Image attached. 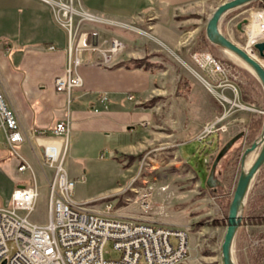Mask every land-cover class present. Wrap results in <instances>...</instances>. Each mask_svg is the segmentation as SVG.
<instances>
[{
	"label": "rangeland",
	"instance_id": "1",
	"mask_svg": "<svg viewBox=\"0 0 264 264\" xmlns=\"http://www.w3.org/2000/svg\"><path fill=\"white\" fill-rule=\"evenodd\" d=\"M226 1L199 0L179 9L151 5L148 12L128 21L84 12L74 1L71 5L72 24L79 30L77 38L90 34L91 38L96 35L99 45L112 37L124 43L110 67L136 68L153 77L151 92L138 99L143 107L156 113L157 122L142 125L148 132L141 139L144 144L140 149L101 155L100 162L86 168L84 177L77 176L73 198L89 202L93 209L111 204L112 214L117 217L141 218L185 231L187 254L180 264H222L221 247L229 204L242 171L241 157L254 141H261L262 128L251 139L247 136L253 121L260 120L263 126V87L241 60L206 38L208 20ZM262 9L264 4L252 2L227 12L220 20V32L240 48L245 47L249 23ZM244 19L247 24L238 30ZM253 51L254 58L264 61L254 48ZM194 53H210L227 65L233 89L209 88L201 79H205L202 71L192 61ZM220 117L223 119L215 131L198 141L205 135V126ZM182 130L188 133L177 137ZM237 136L215 168L212 183H207L218 153ZM190 138L193 141L180 147ZM211 138L215 146L206 147ZM259 151L260 148L248 155L245 171ZM29 174L28 171L22 177ZM49 181L44 190L39 187L40 199L32 217L39 224L47 221ZM147 188L152 189V209L144 214L139 208V195ZM105 251L106 258L117 255L111 244ZM232 259L235 264H264V165L245 197Z\"/></svg>",
	"mask_w": 264,
	"mask_h": 264
},
{
	"label": "crops",
	"instance_id": "2",
	"mask_svg": "<svg viewBox=\"0 0 264 264\" xmlns=\"http://www.w3.org/2000/svg\"><path fill=\"white\" fill-rule=\"evenodd\" d=\"M73 1L84 12L128 21L148 12L151 5L179 9L199 0ZM57 10L41 0H0V89L24 137L16 151L30 167L18 171L22 163L7 148L0 130V206L9 202L15 188L33 181L45 188L52 171L42 166L41 148L59 143L50 138L57 123L70 121L65 167L72 179L84 177L86 168L100 162L101 155L140 149L144 144L141 139L148 132L142 125L157 123L156 113L143 107L138 99L151 92L153 82V77L140 69L119 65L103 68L86 62L79 69L81 89L74 91L70 99L56 91L55 79L64 74L68 63V31L61 24L66 15ZM78 33L77 29L76 36ZM84 36L87 39L90 34ZM51 46L55 50H49ZM104 93L108 102L100 104L99 97ZM127 93L135 95L136 100L127 101ZM187 133L182 130L176 136L181 138ZM213 139L206 147L215 146ZM177 152L181 156L180 148ZM28 171L30 174L22 177Z\"/></svg>",
	"mask_w": 264,
	"mask_h": 264
},
{
	"label": "built area",
	"instance_id": "3",
	"mask_svg": "<svg viewBox=\"0 0 264 264\" xmlns=\"http://www.w3.org/2000/svg\"><path fill=\"white\" fill-rule=\"evenodd\" d=\"M57 7V13H65L62 26L68 31L66 53L68 63L63 75L55 79V89L71 94L83 87L79 69L86 62L96 67H110L115 56L124 48V43L115 37L101 41L96 35L91 38L76 36L73 27V0H41ZM256 21L260 35L241 47L249 56H254L255 44L264 39V9L255 13L251 23ZM249 23V24H251ZM264 42V41H261ZM55 50L53 46L48 48ZM96 56L93 59V56ZM192 61L203 73L202 81L211 89H233L230 83V69L210 53H194ZM129 102L135 96L127 93ZM228 101L227 98H223ZM108 102V95L99 97L100 104ZM97 112V110H94ZM223 117L204 128L201 141L215 131ZM70 121L57 123L50 138L59 140L57 145L41 148V163L52 171L48 184L47 221L39 224L32 220L40 199V188L32 184L15 188L7 206H0V264H180L187 254L185 231L144 219L121 218L112 214L113 206L105 203L100 209L89 207V202L73 198L77 181L66 171L65 161L70 135ZM0 130L4 133L7 148L16 155L21 165L19 172L29 170L26 161L18 154L16 147L24 142L18 118L9 106L0 89ZM103 156V155H102ZM101 156V157H102ZM141 213L152 209V189H144L139 195ZM111 244L115 257L106 258L105 248Z\"/></svg>",
	"mask_w": 264,
	"mask_h": 264
},
{
	"label": "water",
	"instance_id": "4",
	"mask_svg": "<svg viewBox=\"0 0 264 264\" xmlns=\"http://www.w3.org/2000/svg\"><path fill=\"white\" fill-rule=\"evenodd\" d=\"M256 1L259 0H228L222 3L215 9L211 18L208 20L205 31L206 38L211 44L233 54L239 60H241L250 70L251 74H253V76L259 81V83L264 89V68L260 65L257 60H255L253 57L249 56L245 51H243L242 48H240L227 37H225L219 29L220 20L224 14L231 10ZM247 22L248 21L244 19L238 24L237 29L242 31V26L247 24ZM254 49L257 51L259 57L264 59V42L255 44ZM262 113L264 115V110ZM260 138L261 141H254L249 148L244 150L241 157L240 163L242 171L240 173L235 191L233 193L232 200L229 204L227 229L221 247L222 264H235L232 259V245L237 229L242 223V210L244 206L245 197L248 193L252 181L264 165V118ZM237 139L238 136L226 143L224 147L220 150L212 165L211 174L207 180V183H212V176L214 174L215 168L217 167L219 161L229 151V149L232 147V145ZM258 148H260V151L258 153L257 158L252 163L250 168L245 171L244 165L246 158L249 154L256 151Z\"/></svg>",
	"mask_w": 264,
	"mask_h": 264
},
{
	"label": "bare ground",
	"instance_id": "5",
	"mask_svg": "<svg viewBox=\"0 0 264 264\" xmlns=\"http://www.w3.org/2000/svg\"><path fill=\"white\" fill-rule=\"evenodd\" d=\"M249 36L251 37V40H250V43L253 41V40H255L256 38H259V37H262L261 35H260V31H259V29H260V27H258L257 25H256V21H254L252 24H250L249 26ZM231 57H233V58H235L236 60H238V58L236 57V56H234V55H232V54H230L229 52H227ZM254 58V57H253ZM255 60H257L259 63H260V65L264 68V61H260L259 59H256V58H254ZM241 62V61H240ZM242 63V62H241ZM244 65V64H243ZM246 67V66H245ZM247 68V67H246ZM250 71V70H249Z\"/></svg>",
	"mask_w": 264,
	"mask_h": 264
},
{
	"label": "trees",
	"instance_id": "6",
	"mask_svg": "<svg viewBox=\"0 0 264 264\" xmlns=\"http://www.w3.org/2000/svg\"><path fill=\"white\" fill-rule=\"evenodd\" d=\"M257 3H260L261 4H264V0H259V1H256ZM262 128V122L260 120H256V121H253L252 124L250 125V133L249 135L247 136V139H251V137L253 136V134H255V132H257V129H261Z\"/></svg>",
	"mask_w": 264,
	"mask_h": 264
}]
</instances>
